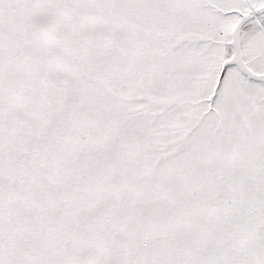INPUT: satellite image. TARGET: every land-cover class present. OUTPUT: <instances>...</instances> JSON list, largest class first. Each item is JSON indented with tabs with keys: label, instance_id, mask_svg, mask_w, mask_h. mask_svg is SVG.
Masks as SVG:
<instances>
[{
	"label": "snow or ice",
	"instance_id": "6c2138e0",
	"mask_svg": "<svg viewBox=\"0 0 264 264\" xmlns=\"http://www.w3.org/2000/svg\"><path fill=\"white\" fill-rule=\"evenodd\" d=\"M0 264H264V0H0Z\"/></svg>",
	"mask_w": 264,
	"mask_h": 264
}]
</instances>
